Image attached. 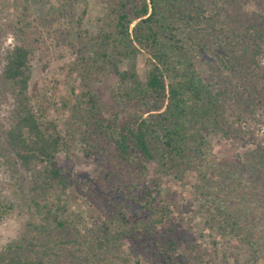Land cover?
<instances>
[{"label":"trees","instance_id":"16d2710c","mask_svg":"<svg viewBox=\"0 0 264 264\" xmlns=\"http://www.w3.org/2000/svg\"><path fill=\"white\" fill-rule=\"evenodd\" d=\"M223 2L240 4L214 0L210 10L194 0H108L113 28L91 37L81 33L68 43L78 58L71 71L79 72L83 89L77 94L73 88L61 99L62 111L69 112L66 131L50 117L56 104L47 85L31 93L35 48L25 43L6 52L2 78L15 99L8 160L18 182L28 179L21 192L38 221L31 220L0 251V264H189L173 230L159 232L171 216L162 183L144 180L150 164L161 177L197 174L207 226L246 247L247 264L264 260V161L251 155L241 167L219 163L210 142L212 133L241 131L235 107L247 103L251 112L255 106L253 94L245 100L237 85L222 79L235 72L225 47L256 32L250 25L231 28ZM255 45L251 64L261 68V47ZM141 51L150 55L145 81L134 64ZM199 57L209 59L215 71L210 82L193 64ZM123 58L130 59L132 71L121 70ZM259 70L264 82V69ZM108 74L117 78L114 101L138 107V114L104 117L91 84ZM78 143L98 161L94 181L66 174L58 164V155L71 153ZM134 175L138 182L130 184ZM80 198L87 212L77 207ZM96 201L108 205L98 207ZM13 209V202L0 199V220Z\"/></svg>","mask_w":264,"mask_h":264},{"label":"rangeland","instance_id":"374dc122","mask_svg":"<svg viewBox=\"0 0 264 264\" xmlns=\"http://www.w3.org/2000/svg\"><path fill=\"white\" fill-rule=\"evenodd\" d=\"M194 1L213 9L214 0ZM238 1L240 4L236 5L222 3L225 22L237 29L254 26L252 29L256 32L261 30L262 33L257 36L252 30L254 33L250 38L234 40L235 46L225 47L229 64L235 72L231 73V77L222 75V79L224 84L237 85L240 96H245V100L251 99L253 94L255 106L251 112H247V103L235 107L234 118L240 115L236 126H240L241 131L229 136L212 133L210 142L213 158L217 162L241 167L251 155L264 161V82L260 79L259 70L264 69V0ZM113 20L108 0H0V199L14 203L13 211L0 220V251L20 238L31 220L38 221L21 192V188L27 191L28 179L23 183L18 182L15 167L8 160L10 153L6 136L15 99L11 84L2 78L6 52L25 43L35 48L31 93L34 94L39 86L47 85V94L56 104L50 117L59 120L60 129L66 131L68 127L64 120L69 119V112L62 111L61 99L68 96L73 88L77 94L83 89L79 72L71 71L78 58L68 43L70 40L78 41L81 33L91 37L108 31L110 27L113 28ZM255 44L261 47L262 52L257 57V64L261 68L251 64L257 48ZM89 56L97 58L94 51L89 52ZM149 58L150 55L141 51L134 62L135 70L143 81L150 70ZM193 64L204 80H212L215 71L209 59L199 57L193 60ZM120 68L122 71H132L130 59H121ZM241 70H244L243 74ZM116 83V76L108 74L91 84L93 94L103 106L104 117L111 119L119 112L123 119H127L138 114L141 111L138 107L114 101L112 91ZM57 161L63 172L82 180L94 181L98 176V161L94 156H87L84 144L78 143L69 154H59ZM129 178L130 184L138 182L137 175ZM144 180L162 183L171 217L159 232L173 230L180 240L179 253L187 256L189 264H202L209 259H214L218 264H247L249 253L246 247L233 236L222 237L205 223L204 213L200 211L202 181L197 174L181 180L161 177L155 173L154 165L150 164ZM79 205L82 210L88 211V204L81 198L77 201V207ZM101 205L108 203H96L98 207ZM73 207L76 210V205ZM104 209L108 211L107 207ZM260 264H264V260Z\"/></svg>","mask_w":264,"mask_h":264}]
</instances>
